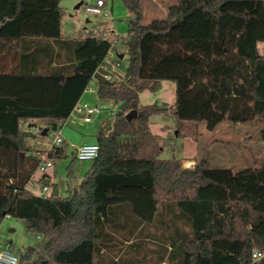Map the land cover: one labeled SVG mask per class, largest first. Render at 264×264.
Here are the masks:
<instances>
[{"label": "trees", "instance_id": "1", "mask_svg": "<svg viewBox=\"0 0 264 264\" xmlns=\"http://www.w3.org/2000/svg\"><path fill=\"white\" fill-rule=\"evenodd\" d=\"M124 1L132 20L117 42L129 62L108 82L96 74L107 50L80 58L89 42L63 35L62 0H0V225L23 219L40 239L19 264H249L264 251V165L234 172L162 159L149 126L161 110L141 106L139 93L173 82L178 122L210 131L262 122L264 142V0H176L148 24L140 0ZM92 81L119 108L98 157L77 188L73 151L66 197L57 187V196L33 193L44 138L34 128L66 122ZM68 148L49 154L54 165ZM48 240V257L30 263Z\"/></svg>", "mask_w": 264, "mask_h": 264}, {"label": "rangeland", "instance_id": "2", "mask_svg": "<svg viewBox=\"0 0 264 264\" xmlns=\"http://www.w3.org/2000/svg\"><path fill=\"white\" fill-rule=\"evenodd\" d=\"M103 1L104 9L110 12L109 17L86 12V6H94L96 0H62L60 6L64 12L63 35L69 39H86L89 42L87 50L80 53V58L86 57L87 54L96 56L106 50L107 53L117 58H119V54H124L125 57L121 59V64L122 71L125 72L129 57L126 49L117 42V38L128 35L132 13L124 0ZM140 1L143 8L142 22L144 24L151 23L156 19H164L168 8L176 3V0ZM259 50L261 53L264 52L263 45L259 46ZM155 86V89L148 88L139 93V103L141 106H153L161 110L149 117V126L151 131L162 139V159L192 156L197 157L198 161L209 160L213 168L223 165L235 171L242 169L241 163L244 161L251 163L249 165L251 168H260L264 165V151L260 155L263 158L258 159L260 156L254 147L260 138L262 122L244 123L235 129L234 123L225 121L213 131L207 129L205 122H178L172 114L176 99L175 84L170 81H162ZM96 88V82L92 81L81 101H86L100 109L104 108V114L95 118L89 125L80 126L79 121L72 118L58 127V132L68 144L69 157L56 160L55 165L47 170V175L51 180L47 195L52 194L57 187L61 197L67 196L68 183L70 182L68 167L73 158V147L84 142H94L99 132L106 135L111 130L113 116L119 112V108L111 101L98 99ZM240 134L251 136L249 141H253V143L248 149L247 142L240 141ZM51 140L52 138L48 137L44 143L48 144ZM92 163V161L75 160L72 180L75 187H80L81 181L92 167ZM41 176L42 174L37 172L29 185V189L35 194H39L42 188L39 182ZM39 242L37 234L26 231V221L23 219L6 217L0 225V246L10 247L12 253L16 255L27 247H35ZM51 247V240L42 243L37 255L29 260L30 263L37 261L40 256L48 257ZM261 263L264 264V261Z\"/></svg>", "mask_w": 264, "mask_h": 264}, {"label": "built area", "instance_id": "3", "mask_svg": "<svg viewBox=\"0 0 264 264\" xmlns=\"http://www.w3.org/2000/svg\"><path fill=\"white\" fill-rule=\"evenodd\" d=\"M104 7V1L97 0L94 6H86V12L89 14L109 17L110 12L108 10H105ZM96 74L102 76L103 79L108 82L113 80H122L125 76V72L122 71L121 59L108 53L98 66ZM103 114L104 108L100 109L94 107L86 101L83 102L80 100L75 106L68 120L74 118L84 125H89L94 121L95 118L101 117ZM59 125L60 124H57L56 128H53L50 125H45L34 128L33 130L34 134L44 136L43 140L39 139L36 141V145L39 148L36 154L42 160V164L39 168V172L41 174H47V170L54 166L53 161L49 158V154L62 147V145L66 142L62 138L60 132H58ZM44 130H47L45 135H43ZM48 137H51L52 140L48 144H45L44 141ZM73 151L75 152V157L77 160L93 161L98 157L100 148L97 143H85L80 146H74ZM47 192L48 186L43 185V188L40 190L39 194L42 196H48L46 194ZM263 261L264 251L255 250L251 255V262L249 264H260ZM0 264H19V258L16 254L12 253L9 247L0 246Z\"/></svg>", "mask_w": 264, "mask_h": 264}, {"label": "crops", "instance_id": "4", "mask_svg": "<svg viewBox=\"0 0 264 264\" xmlns=\"http://www.w3.org/2000/svg\"><path fill=\"white\" fill-rule=\"evenodd\" d=\"M119 59H123L125 56H124V54H119ZM244 124V123H243ZM79 125L80 126H84V124H82L81 122H79ZM241 125H242V123H239V124H234V128L236 129V127H241ZM151 129V128H150ZM102 136H104V135H102V134H100V132L97 134V136H96V140L94 141V142H84V143H82V144H85V143H87V144H96L97 143V141L102 137ZM240 141H242V142H247L246 143V147H247V149L251 146V144L253 143V141H249V139L251 138V136H248L247 134H240ZM81 144V145H82ZM80 146V145H79ZM254 147H256V149H257V154H259V156L261 155V153L264 151V142L261 140V138H259V140H258V144L257 145H255ZM261 158H263V156H260V158H258V159H261ZM178 159H181L182 160V162H183V166L185 167V168H194L195 167V165L196 164H198V163H206L207 165H208V167L209 168H212V169H230V170H232V171H234V172H237V171H235L234 169H232V168H228V167H224L223 165H219V167L218 168H213V167H211V165H210V162H209V160H207V159H204L203 161H198V159H197V157H192V156H185V157H182V158H178ZM245 159H247V158H245ZM251 163H249L248 161L246 162V161H244V163L242 162L241 163V168L242 169H240V170H243V169H247V168H251V167H249V165H250ZM223 166V167H222ZM46 179H49V178H46ZM46 179H44V180H46ZM44 180H42L41 181V184L43 185V181ZM260 264H263V263H260Z\"/></svg>", "mask_w": 264, "mask_h": 264}, {"label": "water", "instance_id": "5", "mask_svg": "<svg viewBox=\"0 0 264 264\" xmlns=\"http://www.w3.org/2000/svg\"><path fill=\"white\" fill-rule=\"evenodd\" d=\"M136 117H138V112H137L136 110L131 111L130 113H128V114L126 115V119H127L128 121H131L133 118H136ZM46 131H47V130H44L43 135L46 134ZM42 183H43V185L49 187L50 184H51V180H50V179H46V180H44ZM53 196H57L56 189H54V191H53Z\"/></svg>", "mask_w": 264, "mask_h": 264}]
</instances>
